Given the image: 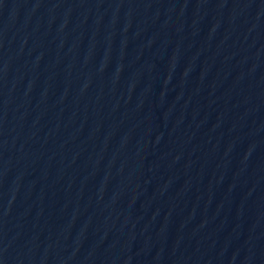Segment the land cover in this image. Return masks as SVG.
Returning a JSON list of instances; mask_svg holds the SVG:
<instances>
[{"label": "water", "instance_id": "water-1", "mask_svg": "<svg viewBox=\"0 0 264 264\" xmlns=\"http://www.w3.org/2000/svg\"><path fill=\"white\" fill-rule=\"evenodd\" d=\"M0 264H264V0H0Z\"/></svg>", "mask_w": 264, "mask_h": 264}]
</instances>
